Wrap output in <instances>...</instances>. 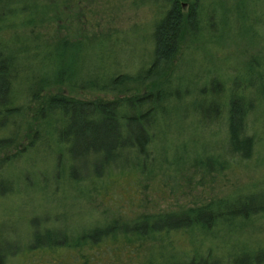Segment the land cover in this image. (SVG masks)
I'll list each match as a JSON object with an SVG mask.
<instances>
[{
  "label": "trees",
  "instance_id": "16d2710c",
  "mask_svg": "<svg viewBox=\"0 0 264 264\" xmlns=\"http://www.w3.org/2000/svg\"><path fill=\"white\" fill-rule=\"evenodd\" d=\"M202 1L147 0V4H156L159 13L151 26L126 33L98 29L72 40L53 33H44L45 39L40 35L39 28L53 20L49 3L0 0V30L9 24L29 31L22 37H0V152L4 153L0 166L18 154L32 152L38 143L46 153L56 154V181L61 176L72 182L89 181L93 192L104 191L109 181L117 182L130 173L139 174L140 183L167 177L162 168L175 157L183 161L184 148L196 144L192 141L176 149L171 145L172 128L181 129L176 122L184 110L194 111L199 122L209 124L215 123L219 112V85L213 83L210 100L205 98L203 86H195L200 99L178 106L166 103L171 96L180 103L182 96L193 90L185 88L183 94L179 87L168 88L166 79H170L165 74L186 37L192 42L211 35L214 15H208L209 9L207 14L203 11ZM64 2L69 9L68 4L75 8L72 0ZM139 33L140 59L124 62V48L130 49ZM60 86L103 96L117 94L111 99L99 95L84 100L52 91ZM139 87L146 89L140 92ZM243 92L239 96L238 92L229 93L225 103L226 153L239 161L250 159L256 145L246 132L251 103ZM28 116L33 121L28 144L8 156ZM197 124L192 121L185 129L195 131ZM209 158L207 164L213 165ZM215 163L221 166L219 161ZM263 218L264 190L180 213L144 214L127 223L122 236L131 233L151 244L138 264H264V228L255 226ZM112 223L116 227L119 221ZM107 227L100 231L102 236L110 232V225ZM174 233L192 234L190 248L177 247L170 240ZM87 239L88 235L67 244L78 246ZM155 249L158 255L152 257ZM0 264H6L1 248Z\"/></svg>",
  "mask_w": 264,
  "mask_h": 264
},
{
  "label": "rangeland",
  "instance_id": "374dc122",
  "mask_svg": "<svg viewBox=\"0 0 264 264\" xmlns=\"http://www.w3.org/2000/svg\"><path fill=\"white\" fill-rule=\"evenodd\" d=\"M42 1L50 4L53 17L50 24L39 28L43 39L44 33H53L78 40L84 32L91 34L98 29L126 33L151 26L159 16L156 4H147V0H72L75 8L68 4L71 9L64 0ZM201 6L206 14L209 9L208 15H214L211 35L192 42L186 37L165 74L170 79H166L168 88L179 87L183 94L185 88L193 90L183 95L180 103L173 96L166 103L178 106L195 97L200 99L195 86H203L205 98L210 100L212 83L219 85L215 123L199 122L194 111L184 110L176 122L181 129L172 128L171 145L176 149L192 141L196 144L184 148L183 161L175 157L162 168L167 177L140 183L139 174L130 173L117 182L109 181L107 188L98 193L91 191L89 181L72 182L64 176L56 181V154L46 153L38 143L32 152L17 153L9 163H2L0 248L6 264H138L151 244L131 233L122 236L130 221L144 214L180 213L211 201L264 190V0H203ZM96 9L97 13H92ZM6 26L0 30V37L6 39L29 32ZM132 43L130 49L123 50L124 62L142 55L140 33ZM145 89L139 87L140 92ZM52 91L84 100L99 95L111 99L117 94L103 96L92 91H71L64 86ZM231 92H238V96L243 92L251 103L245 127L256 145L246 161L226 153L225 103ZM192 121L198 123V129L186 130L185 125ZM21 130L18 143L8 150V156L28 144L33 132L32 117L24 120ZM3 155L0 152V157ZM207 158L213 165L207 164ZM114 220L119 221L116 227ZM255 224L264 228V218ZM107 225L110 232L102 236L100 231L108 230ZM86 235L88 239L81 245L67 244L68 240L76 243ZM192 236L174 233L170 240L179 248L189 249ZM156 253L155 249L152 257Z\"/></svg>",
  "mask_w": 264,
  "mask_h": 264
}]
</instances>
